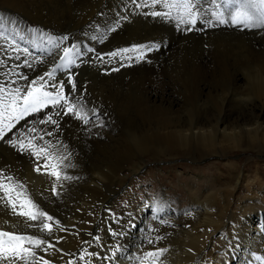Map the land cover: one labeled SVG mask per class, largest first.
<instances>
[{"label":"rangeland","instance_id":"374dc122","mask_svg":"<svg viewBox=\"0 0 264 264\" xmlns=\"http://www.w3.org/2000/svg\"><path fill=\"white\" fill-rule=\"evenodd\" d=\"M30 1L35 3V0H30ZM49 1L52 3L54 0H49ZM85 1H86V3H85ZM109 1L114 2V3H111ZM121 1L120 0H90V1L89 0H79L77 5L81 6V7H79L78 9H72L69 6L70 4H68V0H59V2L57 3L58 8H55L54 6H52L51 10L48 9L50 11L58 10V14L56 13L57 14L56 16L59 18H56V19L52 18L53 23L49 22V21H51V19H46L44 21V24L39 20V23L41 22L40 23L41 27L39 26L38 29L37 28L35 29L36 23H34V22L32 23V27H33L32 29L33 30L31 29V30H29V32H31L32 35H33V33L36 34L38 32L39 33L43 32L45 34V36H48L46 38L48 40H49V38L51 39V42H49V43H50V48H51L52 52L54 51L53 54L56 56L60 55L59 59L62 60V62L65 59L63 63L69 64V67L67 68L68 70H64V66H62V62H60V60L58 58L55 60V62H53V60L48 59L49 61H47V60H44L43 58H41L42 56H45L46 54L48 55L47 50L44 51L43 49H38V51L36 50L34 52V49L32 48L33 49L32 50L33 55L37 56V59L39 61H41V65L35 71L28 72V69H26L22 66V64L27 59H30L28 57V55H25L26 53L24 51H19L18 47L16 45L15 46L17 48L14 46V44L9 42L8 40H5V38H3L0 35V88L4 89V93L14 94V90L19 88L21 90L20 96L22 98L23 95H25L26 90L31 88V86L39 87L41 84H43L44 85V89H43L44 91L53 92V89L57 91L60 88V85L64 84V85H62L64 95L68 98L69 103L73 104L75 106L76 111L85 112L89 109L88 108L89 106H92L93 104H99L100 103V105H98V106L101 107L103 105L101 108H103L105 111L111 113L112 122L117 124V125L120 124L119 130L115 131L112 134L114 137L117 134L118 137L116 136L115 138L114 137L108 138L109 141H108V139L105 141L104 140L102 141L101 139L98 138V135L103 134L101 132H92V131H89L85 128L84 129L83 128L74 129L73 124L75 122H79L80 119H78L74 113H69L67 111V105L63 104V102L61 103V105H57V106L49 104L48 107L41 109L40 112H36L33 114L29 113L28 115L22 117L18 121L14 118L9 121V119L7 118V113H5V116L2 119V122H0V127H4V125H6L8 123L13 124L14 127L11 130H8L7 128H5L4 129V136L2 138H0V179H4L8 176H11V177H13L12 182L7 181L6 179H4V182L5 183H12V184H22L23 189H17V191H21L24 193V196H22V198L27 197V198L31 199L36 205H38V210L44 211L47 213L49 212L48 214L53 216V219H54L53 221H54L55 226L50 224L49 221H43V222L49 223L51 225L52 230H51V232H48L47 230L42 231L41 230V228H42V221L41 220L30 221L25 216L19 215L18 214L19 212L26 211L27 209H21L19 207L18 202H17L16 208L13 209L12 205L10 203H8V198L5 196L3 191L0 190V231H8V232H12L16 235L35 236L36 238H39L41 240L43 239V241H44V239H46L47 242L51 244V245L49 244V248H48L44 243L41 244L39 247H36V246H34V244H30V246H29V244L27 242H25V247L34 249L32 251L35 253V256L28 257L27 261L19 260V259L6 261L3 259H0V264H12V263L13 264H44L43 262H45V261H47V262L49 261L48 264H64L63 262H65V264H90V263L93 264L94 261L91 262V260H93V257L95 258V257H97V255H99L98 256L99 259H103V258H105V256L107 257L108 253L110 251V247L108 245H105L104 239L106 238V236H111V235H115V234L119 233L121 231V227L116 226V224H114L113 222L110 223L109 219H106L105 222L103 221L100 223V219H101L100 214L98 213L97 214L98 216H97L95 214V212L99 209L100 203L102 201L101 200L102 196L108 197L107 201L108 202L111 201V203L114 202L113 206H114V208H117L119 206L125 205L126 202L128 201V199L133 197V196H135L136 199H138V201L144 200V197H146V195L148 197H150L149 195H151V193H152L151 189L154 185H159V186L164 185V186H168L169 188L172 187V191L170 189L169 192H172V194H174V193L177 194L180 199L184 200L187 198V193H186L184 186H183L184 185L183 183L185 182L184 177H183V176H185L183 174V170L186 169L185 166L191 165V163H192V165L197 164L201 169L200 172L204 173V175L207 176V179H209V183L212 184L214 188H217L216 185L218 184L219 180L215 177V175L218 173L219 168L212 165L211 163H214V162L218 163L217 161L221 160V158L213 156V158L210 157L204 161L194 163V162L187 161L184 159L181 160V158H179V157H177V158H179L178 160L172 161V160H169L172 156H161L162 160L158 161V163L156 164L154 161H151L152 155L150 156V154H142V155L140 154V149L142 148L143 144L145 145L150 140L152 142H156L158 139H160L161 136H163L165 134L164 131L160 130L159 126H160L161 122H159V121H160V119H163V118L164 119L169 118V115H167L165 113L163 108H162L163 109L162 110L160 106H158V105L155 106V105L151 104L150 102H148V100L146 99V90L148 88V85L150 84V82L148 80H150L152 77H154L156 75L159 77V80H160V82H158V81L155 82L156 86L158 87L157 89H160V90L166 89V90L172 91L173 93H176L179 96L185 97L187 95L190 87L195 88L192 85V82L194 81L193 78H195L194 70L197 69L198 67L204 71L208 70L211 74H213L212 77H215L216 80H218L220 82H223L224 80L227 79V77H228L227 75H228L230 69L233 70L235 68L239 72H243V74L247 75V78H248V77H250L249 76L250 74H247V73H251V72L253 73L254 70L251 68L250 69L251 72L249 69H248L249 72H246L247 70H245L241 67H238V66H240L241 64H246V62H247L246 60H249V59L251 60L254 58H256L258 62L262 61V63L264 64V53L261 51L264 48V28H257V30H256V28H245L243 25H232V23L230 22L231 21L230 16H232V15H229V19H227V18H225L226 17V13H225L226 11H221L220 13H218L216 11V9H215L216 0H201V1L200 0H193V2L196 4V7L194 8V11H193L195 13V21H196L195 23H197L198 25L204 24L202 27L203 30L202 29L200 30L201 31L200 36L209 34L210 32H214V33H220L219 36H222V37L207 39V38H200V37H197L195 35L193 36V34H192L193 30L192 29H194V28L188 25L189 27L187 29L183 28V30L180 34L181 39H179L180 37L175 38V40H176L175 42L174 41H172V43L168 42L164 46V45L159 44V42L162 40L161 36L160 35H155V36L153 35L152 36V43L150 45V43L148 41L145 40L147 43L144 41L142 34H140L141 38H138L137 35L134 36V32H136V31L141 32V31L138 30L136 27H134L133 22H131V20H130L131 17L127 16V12L124 9V6L126 5V3H129L130 1L129 0H125V1L121 0ZM82 3H84V5ZM132 3L134 5H136V7L133 5V8L132 7L130 8V11L132 10L131 11L132 14L130 16H132L134 24L136 26H138L139 29H141V30L143 29L144 31H147V30L149 31L151 29V27L153 26L152 22L155 19H163L164 20L165 18L167 19L169 17H170L169 19H174L180 15L181 16L184 15L182 11H177L176 9H173L171 11L170 16L164 15V13H166L168 11V9L163 7L160 4L153 3V0H148V1L143 0V3H139V0H135V1L133 0ZM208 3H211V4H208ZM238 4H241V5H238ZM111 5H113V6H111ZM230 6H232L235 9H243L244 8V0H237L234 3H232ZM46 7L48 8V6H46ZM106 7H111L110 8L111 10L110 9L108 10V13L110 16L108 18H103V20H102V18H101V15L103 13L102 11L105 10ZM81 8H82V10H80ZM85 8H86V10H85ZM153 9H154V12H153ZM210 9L213 10V12ZM9 10L10 9H8L5 6V4L0 3V14L3 17H5V16L10 17L14 13L13 11L11 12V10L10 11ZM141 11H146V12L141 15ZM158 11H159V13H161V15L156 16L154 13H157ZM175 12H179V13L176 14ZM8 13H9V15H8ZM88 13L91 14V17L93 16L92 19H90L91 20L90 23L92 26H90V29L87 33L81 32V33L77 34L76 26H77L78 21L75 22V20H77V16L83 17V15H88ZM118 13L119 14L122 13V14L120 16H118L119 15ZM219 14H223L224 19L226 21H228V22H226L227 24L226 23L220 24L218 22L217 15H219ZM19 15L23 16L24 13L23 12L19 13ZM96 16H98V17H96ZM117 16H118V18H117ZM119 18L122 19V21ZM125 18L128 20V22ZM136 18H138V19H136ZM152 18H154V19H152ZM123 19H125L126 22H123L124 21ZM136 20L138 22H136ZM93 21H96V22L93 23ZM117 22H118V24H117ZM71 23L74 25H72ZM122 23H124V24L122 25ZM100 24L103 25L104 27L101 26ZM106 24H109V25H106ZM210 24L211 25L214 24V26H216V27L215 28H209L208 26ZM131 25H133V26H131ZM148 25H150V26H148ZM111 26H114V28L112 29L114 34L112 33L113 35L109 39L106 40V44H108V45L105 44V47L103 45L102 49L96 47L98 44V40L93 42L92 46H89V40H88V42H87L88 47L85 46L84 47L85 50L81 49V47H79L78 39L81 38V40H82L84 38V34L87 37L91 36L90 38L95 37V36L100 38V37H103L105 35V32H106L105 29H108ZM126 26H128V27H126ZM146 26H148V27H146ZM80 27L83 28L84 25L80 24V26H78V28L80 29ZM115 27H116V29H115ZM123 27H124V29L126 27V29L124 30ZM94 28H96V30ZM122 29H123V31H122ZM220 29H224L225 31L218 32V30H220ZM9 30H11V29L9 28ZM245 31H247L248 33ZM5 33L6 34H4V35H6L7 39H12L14 37V36H8L9 33H7L6 31H5ZM27 34L29 35L28 32H27ZM187 34H190V35H187ZM119 35H120V37H119ZM128 35H129V37H128ZM183 35H185L187 37L183 38ZM216 36H218V35H216ZM37 37L39 38V40L42 39L39 36H37ZM149 37H151V36H148V35L146 36V38H149ZM194 37H195V39H194ZM257 37H259V38L257 39ZM133 38H135V39H133ZM3 40H5V41H3ZM140 40L141 41L143 40V41L141 42ZM223 40H226V41H223ZM119 41H122L124 44L122 43V45H121V42H119ZM109 42H111V43L109 44ZM156 43H157V45H156ZM238 43H240V44H238ZM249 43H250V45H249ZM16 44L18 46H23V47H25V45H27L24 42H22L21 45L18 43H16ZM114 44H118V46L112 48L111 46H113ZM12 45H13V47H11ZM169 45H170V47H169ZM195 45L198 46V49H197V46H195ZM144 46H145V48H144ZM228 46H230V47H228ZM255 46H256V48H255ZM258 46H259V48H258ZM201 47H202V49H201ZM2 48H4V49H2ZM86 48H87V50H86ZM107 48H108V50H107ZM229 48H230V50H229ZM65 49H72V52L70 53V56L67 58V60L64 57V50ZM253 49L255 50V52ZM82 50H84V51L81 52ZM224 50H226V52ZM15 51H17V52H15ZM153 51H155V52H153ZM147 52H148L149 56L147 55ZM152 52H153V54H152ZM114 53H115V55H113ZM200 53L202 55H206L209 58V62L207 64H204L203 58H202V56H200L201 55ZM247 53H249V54H247ZM173 54H175V55H173ZM150 55H152V56H150ZM164 55L167 57H165ZM168 55H170V56H168ZM25 58H27V59L25 60ZM48 58H50V57L48 56ZM146 58L148 60H146ZM160 58L162 60H160ZM141 59H142V61H141ZM190 59H191V61H190ZM4 60H5V62H4ZM68 60H71V63H68ZM127 60H129V61H127ZM150 60H152V64H150L151 63ZM6 61H8V62H6ZM188 61H189V64H188ZM216 61H218V63L220 62L223 64L222 69L220 67H218V63ZM12 63H14V64H12ZM139 63H141V64H139ZM191 63H193V64H191ZM6 64H8V65H6ZM4 66H5V68H4ZM230 66H232V67H230ZM6 67H7V69H6ZM178 67H179V69H178ZM165 68H166V70H165ZM123 69H125V70H123ZM163 69H164V71H163ZM183 69H185V70H183ZM10 70L12 71V73ZM189 70H190V72H189ZM221 71H222V73H221ZM6 72H7V74H6ZM167 72H169V73H167ZM49 73L52 74L51 79L48 76ZM190 73H192V74H190ZM58 74L59 75L62 74V76L64 78L63 82L61 84L56 83V75H58ZM163 75H165V76H163ZM9 76L10 77L13 76V78H10ZM175 76H177V77H175ZM40 77H43V80H41ZM171 77H172V79H171ZM167 80H169V81H167ZM182 80H183V82H182ZM34 81L36 82L35 85H33ZM163 83H164L165 87L163 86V88H161ZM252 84H253V81H252ZM172 85H174V86H172ZM178 87H179V89H178ZM143 90H145V91H143ZM213 91L214 92H212L211 95L209 97H207L206 99L196 101L193 104L192 103L189 104L187 110H190V111L194 110L193 112H190V117H194V114L196 112H205V113L207 112V113L211 114L210 113L211 109H214L217 106V104L221 100V97L223 98V95L221 93H216L215 90H213ZM4 93H0V97H3ZM9 98L10 97H4L5 100H7ZM182 100H183V98L176 99L175 100L177 102L176 105H182V103L184 104V101H182ZM234 100H236V97ZM233 102L236 103L235 101H233ZM19 103L22 105V99L19 101ZM163 107L165 109L167 108L169 110V108L167 106H163ZM159 108L161 110H159ZM0 111H3V109H0ZM160 111H163V112H160ZM67 114H69L70 117ZM184 114H186V113H183L181 110L180 115H178L177 117L180 120L185 119V118L187 119V117H185ZM213 114H215V110H214ZM48 117H51L52 120L56 121V123L53 124L50 122H44L41 125L40 124V123H42L41 121H48ZM33 123H34V126L33 125L30 126ZM38 123L40 124L41 129L36 127V126H39ZM35 124H36V126H35ZM78 125L79 124H77V126ZM35 128H37V129H35ZM31 129H34V131H30ZM37 130H40V131H37ZM14 133H15V135H14ZM80 135H81V137H80ZM34 137H35V139H33ZM40 137H42L43 139H40ZM29 140H32V143L36 146V148H29L27 146ZM13 141H16V143L13 144ZM21 141H23V143L25 145L24 148L20 147ZM82 141H83V143H82ZM100 143H101V145H100ZM42 147H46L48 149V152L51 153L55 157H60V156L67 157L68 160L67 159L64 160L63 164H61L56 169L57 171L60 172V176L62 175L59 180L55 179L54 176H50L51 175L50 170L52 171L51 164L57 163V161L56 160H46L44 153H41L39 156H37L35 154L36 150H38L39 148H42ZM118 153L120 154V156ZM135 153H136V155H135ZM109 155H110V157H109ZM247 155H250V154L246 151H239V150H234L232 153H230V157L234 158L233 160L240 161V165H242V166L246 162V158L248 157ZM251 156H253V155H251ZM166 157H168V158H166ZM125 158H126V160H125ZM141 158H143L145 163L144 162H142L143 164L141 163ZM121 159H123L124 161ZM254 159H257L258 161L259 160L264 161V157H258L257 156V157H254ZM119 162H122V163H119ZM219 163L222 164L223 162H219ZM45 164H48V167H45ZM117 164H122L124 166V168L126 169V171L122 172V176H120V177H118L116 174V165ZM102 165H104V166H102ZM134 167H136L137 169ZM254 167L256 168V166L255 165L253 166V164H252V166L251 165L245 166V169L247 168V170L249 171V175H253ZM258 167H257V169L260 171L259 172L260 176L258 178V182H260L264 185V165L259 164ZM38 168H39V171H37ZM142 168H145V170L141 171ZM88 169L91 172L88 171ZM173 169L175 170V172L177 170L182 171L181 172L182 173L181 178L173 180L174 179L172 177V174H174V172H172ZM69 171H70V173H69ZM73 171H75V172H73ZM100 172H102V174ZM240 172H242V169L240 170ZM90 174H91V176L97 178V180H100L101 182L103 181L102 186L100 187V189L97 190V192H93V194L90 193V196L88 197L89 199L87 198L88 201H86V204L88 206L80 207V206H82L80 203L84 202V200H81V198L84 197L83 191L85 189L81 188L79 186V183H80L81 179H83L85 176H90ZM92 174H94L95 176ZM65 176L70 177V179H65V180L63 179L62 180V178ZM128 189H130V190H128ZM98 192H99V194H98ZM56 194H57V196H56ZM60 194H62V195H60ZM14 195H15V193H13V196ZM47 195L50 196L51 198L48 197ZM91 195H97L98 200L93 198V200L94 199L95 200H94V202H92L91 201ZM47 197H48V199H47ZM44 198H46V199H44ZM38 200H39V202H38ZM74 202H75L76 206H75ZM78 202H79V204H78ZM45 203L50 204L51 205L50 208H48L49 205L48 204L46 205ZM61 203H63V204H61ZM95 203H98V204L95 205ZM92 207H94V210ZM33 210L36 211L37 209H33ZM45 210H47V211H45ZM83 212H86V213H83ZM69 218H70V220H69ZM94 218H96L97 220ZM85 219H87L86 221H88V222H86ZM111 221H113V219H111ZM70 222H71V224L75 225V230H74L73 234H70V233H68V231H66L67 226L70 225ZM99 223H100V227H101L103 232L102 231L97 232ZM64 225H66V226H64ZM55 228H57V229H55ZM84 228L88 229V231H86ZM77 229L78 230L81 229L80 233L83 232L82 233L83 236L80 233H79L80 235L77 234L78 233ZM107 229H109L110 231ZM59 231H60V233H59ZM75 233L77 234L78 238H75V237H77ZM52 234H54V235H52ZM58 234H59V237H58ZM85 234H86V237H85ZM96 234L99 237L96 238L95 237ZM66 235H67V237H66ZM172 236L173 237L171 240L173 241V243L171 244L170 242H172V241L170 240L169 244H171L172 246L170 245V248H169L170 250L168 249L167 252H169V254H171V256H174L176 253H179V252H177L178 248L183 246L184 243L182 241L183 238H182L181 234H179V235L175 234V237H174V235H172ZM57 237L60 238L62 241L60 239H59L60 241L58 239H56ZM92 237H94V238H92ZM71 238H73L74 242L72 241ZM4 239H7V238H4ZM64 239H66V240H64ZM52 242L55 244H53ZM97 242H98V244H96ZM177 242H179L180 245ZM176 243H177V245H176ZM77 244H78V246H77ZM77 247H79V248H77ZM103 248H105V249H103ZM85 253H88V254H85ZM103 253H104V255H103ZM149 253H150V251H149ZM149 253L147 252L148 255L146 254V257H148V260H149V257H151V256H149ZM87 255H90L89 256L90 258L89 257L86 258ZM179 255H180V253H179ZM80 256L81 257L83 256L82 258L84 260L81 259ZM171 256H169V257H171ZM254 256H256V255H254ZM164 257H165L164 255H161L160 259L164 260L165 259ZM246 261H248L247 264H255L252 260H246ZM109 264H111V263H109Z\"/></svg>","mask_w":264,"mask_h":264},{"label":"bare ground","instance_id":"6f19581e","mask_svg":"<svg viewBox=\"0 0 264 264\" xmlns=\"http://www.w3.org/2000/svg\"><path fill=\"white\" fill-rule=\"evenodd\" d=\"M123 1H125V0H123ZM129 1L130 2L126 3V5L123 3L125 5L124 9L127 12V16L131 17V19L130 18L129 19L131 20V22H133L134 27H136L138 30L141 31V32H137V31L134 32V36L137 35L138 38H141L140 34H142L144 41L145 40L148 41L150 43V45L152 43V36L153 35L154 36L160 35L162 40L159 42V44L164 45V46L168 42H170V43H172V41L175 42L176 41L175 38L180 37V34H181L183 28L187 29L189 26L194 28V29H192L193 30L192 31L193 36L195 35L197 37L207 38V39L222 37V36H219L220 33H214V32H210L209 34L200 36L201 35L200 30L202 29L204 24L198 25L197 23H194V24L193 23L192 24L191 23H180L179 19H177V18L169 19L170 17L167 19L165 18L164 20L163 19H155V20H153V22H152L153 26L151 27V29L149 31L147 29H146L147 31H144L143 29L141 30V29H139L138 26H136L134 24L133 18H132V16H130L132 14V12H131L132 10L130 11V8L131 7L133 8L134 4L132 3L133 0H129ZM216 1H221L223 3L224 6L222 8V11H226L225 12L226 13L225 18H227V19H229V15L235 14V12L237 10H242V9H235L232 6H230L232 3H234L237 0H216ZM58 2H59V0H54L52 3L49 0H35V3L31 2L30 0H0V3L5 4V6L11 10V12L12 11L14 12L10 17L9 16L3 17L0 14V35L3 38H5V40H8L12 44H14V46L16 45L18 47L19 51H24L26 53L25 55H28V57L30 59L25 58V60L26 59L27 60L22 64V66L24 68L28 69V72L35 71L41 65V61H39L37 59V56L33 55V53H32L33 49H34V52L36 50L38 51V49H43L44 51L47 50L48 55L46 54L45 56L41 57L44 60H47V61L53 60V62H55V60L57 58L59 59L60 55L59 56L54 55L53 54L54 51L52 52V50L50 48L49 42H51V39L49 38V40H48L46 38L48 36H45V34L43 32H40V33L38 32L39 34L33 33V35L31 34V32H29V30H31L33 28L32 27L33 22L36 23L35 29L36 28L38 29L39 26L41 27L40 23L42 22L44 24V21L46 19H51V21H49V22L53 23L52 18H55V19L59 18L56 16L58 14V10L50 11L52 6H54L55 8H58V5H57ZM78 2H79V0H68V4H70L69 6L72 9H78L79 7H81V6L77 5ZM109 2H111V1H109ZM85 3H86V1H85ZM111 3H114V2H111ZM139 3H143V0H139ZM82 4L84 5V3H82ZM208 4H211V3H208ZM238 5H241V4H238ZM46 6H48V8ZM111 6H113V5H111ZM134 6L136 7V5H134ZM110 8L111 7H106V9L102 11L103 12L101 15L102 20H103V18H108L110 16L108 13V10ZM48 9H50V10H48ZM80 10H82V8ZM85 10H86V8H85ZM193 11H194V9H193ZM211 11L213 12V10H211ZM22 12L24 13V15L20 16L19 13H22ZM145 12L146 11H141V15L144 14ZM153 12H154V9H153ZM175 13L178 14L179 12H175ZM121 14H119L118 16H120ZM8 15H9V13H8ZM118 16H117V18H118ZM92 17H91V14H89V13H88V15H83V17L77 16V20H75V22L78 21L77 26H76L77 34H79L81 32L87 33L89 31L90 26H92L90 23V21H91L90 19H92ZM96 17H98V16H96ZM187 18H188L187 16H184L185 20H187ZM125 19H123L124 20L123 22H126L127 19L126 20ZM136 19H138V18H136ZM152 19H154V18H152ZM39 20L41 21L40 23H39ZM120 20L122 21V19H120ZM94 22H96V21H93V23ZM127 22H128V20H127ZM136 22H138V21L136 20ZM80 24L84 25V27L83 28L80 27V29H79L78 26H80ZM117 24H118V22H117ZM123 24L124 23H122V25ZM72 25H74V24H72ZM106 25H109V24H106ZM133 25H131V26H133ZM101 26H103V25H101ZM148 26H150V25H148ZM148 26H146V27H148ZM126 27H128V26H126ZM126 27H125V29H126ZM208 27L209 28H215L216 26H214V24H212V25L210 24ZM9 28L11 30H9ZM113 28H114V26H111L110 28L105 29L106 30L105 35L104 36L102 35L103 37H100V38H98L96 36L90 38L91 36L87 37L84 34V38L82 40H81V38L78 39L79 47H81V49L85 50L84 47L85 46L88 47V43H87L88 40H89V46H92V43L98 40V44L96 47L102 49L103 45L105 47L106 40L109 39L114 34L113 30H112ZM3 29L7 33H9L8 36H14V37L12 39H7L6 35H4L6 33ZM94 29L96 30V28H94ZM115 29H116V27H115ZM123 29H124V27H123ZM123 29H122V31H123ZM256 30H257V28H256ZM223 31H225V30L224 29L218 30V32H223ZM27 32L29 33V35L27 34ZM245 32H247V31H245ZM147 35L151 36V37L146 38ZM187 35H190V34H187ZM216 35H218V36H216ZM37 36L41 37L42 39L39 40V38ZM119 37H120V35H119ZM128 37H129V35H128ZM185 37H187V36L183 35V38H185ZM258 38L259 37H257V39ZM19 39L27 45H25V47L18 46L16 43H18L20 45L22 44V42ZM133 39H135V38H133ZM179 39H181V37ZM194 39H195V37H194ZM5 40H3V41H5ZM223 41H226V40H223ZM119 42H121V45H122L123 42L122 41H119ZM110 43L111 42H109V44ZM238 44H240V43H238ZM106 45H108V44H106ZM156 45H157V43H156ZM197 45H195V46H197ZM249 45H250V43H249ZM116 46H118V44H114L111 47L113 48ZM259 46H258V48H259ZM11 47H13V45ZM169 47H170V45H169ZM228 47H230V46H228ZM144 48H145V46H144ZM255 48H256V46H255ZM2 49H4V48H2ZM197 49H198V46H197ZM201 49H202V47H201ZM84 50H82L81 52H83ZM86 50H87V48H86ZM107 50H108V48H107ZM229 50H230V48H229ZM224 51L226 52V50H224ZM261 51L264 53V48ZM15 52H17V51H15ZM153 52H155V51H153ZM153 52H152V54H153ZM254 52H255V50H254ZM247 54H249V53H247ZM147 55L149 56L148 52H147ZM173 55H175V54H173ZM48 56L50 58H48ZM150 56H152V55H150ZM168 56H170V55H168ZM200 56H202L204 64H207L209 62V58L206 55L201 54ZM165 57H167V56H165ZM142 59H141V61H142ZM64 60H63V62H64ZM66 60H67V58H66ZM146 60H148V59L146 58ZM160 60H162V59L160 58ZM127 61H129V60H127ZM150 61H151L150 64H152V60H150ZM190 61H191V59H190ZM246 61H247L246 64H241L238 67H241V68L247 70L246 72H249L248 69L250 70L252 68L254 70V72L252 73L250 70L251 73H247V74H250L249 75L250 77L247 78V75L243 74V72H239L235 68L233 70L230 69V71L227 75L228 76L227 79L224 80L223 82H220V81L216 80L215 77H212L213 74H211L208 70H207L208 71L207 72V71L201 70L198 67L199 69L197 68L194 70L195 78H193L194 81L192 80L193 81L192 85L195 88L190 87L189 91L185 97L179 96L176 93H173L172 91H169L166 89H161V90L157 89L158 87L156 86L155 82H157V81L160 82V80H159V77L156 75L154 77H152L150 80H148L150 82V84L148 85V88L146 90V99L151 104H153L155 106L158 105L161 107V109L163 108L165 113L167 115H169V118L168 119L163 118L164 120L160 119V121H159V122H161L160 126H159L160 130L164 131L165 134L163 136H161L160 139H158L156 142H152L150 140L145 145L143 144L142 148L140 149V154L141 155L142 154H150V156L152 155L151 161H154L156 164L158 163V161L162 160L161 156H172L169 159L172 161L178 160L179 158H181V160L184 159V160L191 161L194 163H198V162L204 161L210 157L213 158V156H216L218 158H221V160L217 161L218 163L214 162L211 164L219 168L218 173L215 175V177L219 180V182L216 185L217 188H214L213 185L209 183V179H207V176L204 175V173L200 172V170H201L200 167L197 164L192 165V163H191V165L185 166L186 169L183 170V174L185 175V176H183L184 181H185L183 183L184 184L183 186H184V189L187 193V198H186L187 200L186 199H184V200L180 199L179 196L175 193L172 194V192H169L170 189L172 191V187L169 188L168 186H164V185H161V186L154 185L151 189L152 193H151V195H149L150 197H148L146 195V197H144V200H141V201L140 200L138 201V199H136L135 196H133L131 198H129L127 196L129 199L126 202V204L123 206H119L117 208H114V206H113L114 202L111 203V201L110 202L107 201L108 197L102 196V198H101L102 201L100 203L99 209L95 212V214L96 215L98 213L100 214V217H101L100 223L103 221L105 222L106 219H109L110 223L113 222L114 224H116V226L121 227V231L115 235L106 236V238L104 239L105 240L104 243H105V245H108L110 247V251L108 253V256L107 257L105 256V258H103V259H99L98 258L99 255H97V257H95V258L93 257V260H91V262L94 261L93 264H109V263H111V264H245L246 263L247 264L248 261H246V260H252L255 264H264V185L262 183L258 182V178L260 176L259 175L260 171L257 169L259 164L264 165V161H260V160L258 161L257 159H254V157H257V156L258 157H264V64L262 63V61L258 62L256 58L251 59V60L249 59ZM4 62H5V60H4ZM6 62H8V61H6ZM60 62H62V60H60ZM63 62H62V66H64V70H68L67 68L69 67V64H65ZM216 62L218 63V61H216ZM12 64H14V63H12ZM139 64H141V63H139ZM188 64H189V61H188ZM191 64H193V63H191ZM6 65H8V64H6ZM218 67H220L222 69L223 64L219 62ZM230 67H232V66H230ZM4 68H5V66H4ZM6 69H7V67H6ZM178 69H179V67H178ZM123 70H125V69H123ZM165 70H166V68H165ZM183 70H185V69H183ZM163 71H164V69H163ZM189 72H190V70H189ZM11 73H12V71H11ZM167 73H169V72H167ZM221 73H222V71H221ZM6 74H7V72H6ZM190 74H192V73H190ZM163 76H165V75H163ZM175 77H177V76H175ZM10 78H13V76ZM40 79H41V77H40ZM63 79L64 78H63L62 74L56 75V83L61 84L63 82ZM171 79H172V77H171ZM167 81H169V80H167ZM252 81H253V84H252ZM182 82H183V80H182ZM62 85H64V84H62ZM163 86H164V83H163L161 88H163ZM172 86H174V85H172ZM31 87H33V86H31ZM178 89H179V87H178ZM213 90H215L216 93H221L223 95V98L221 97V100L219 101V103L218 104L216 103L217 106L214 109H211V111H210L211 114H209L207 112L206 113L205 112H196L194 114V117H190V112H193L194 110L193 111L187 110L189 104L190 103L193 104L196 101L206 99L207 97H209L211 95L212 92H214ZM143 91H145V90H143ZM53 92H56V90L53 89ZM235 97H236V100H234ZM179 98H183L182 101H184V104L182 103V105H176L177 102L175 100L179 99ZM233 101H235L236 103H234ZM98 105H100V103L99 104H93L92 106H89L88 107L89 109L87 108L88 110L85 112L82 111L83 113H86L88 116L89 122L87 124H85L82 120H79V122H75L73 124V126H74V129H81V128L84 129L85 128V129L92 131V132H101L103 134L98 135V138L101 139L102 141L103 140L105 141L108 138L114 137L112 134L115 131L119 130L120 124L117 125V124L113 123L111 113L107 112L103 108H101L103 105L101 107ZM163 106H167L170 111L167 108H166L167 109L166 110ZM161 109L159 108V110H161ZM181 110L183 113H186L184 115H185V117H187V119L185 118V119L180 120L177 117L178 115H180ZM214 110H215V114H213ZM160 112H163V111H160ZM67 115L69 116V114H67ZM40 124L42 125L43 123H40ZM40 124H39V126H36V124H35V126L40 128ZM77 124H79V125L77 126ZM32 125L34 126V123L31 124L30 126H32ZM35 129H37V128H35ZM37 131H40V130H37ZM14 135H15V133H14ZM116 136H117V134H116ZM80 137H81V135H80ZM108 141H109V139H108ZM82 143H83V141H82ZM100 145H101V143H100ZM234 150L246 151L250 154V155H247L248 157L246 158V162L243 166L240 165V161L233 160L234 158L230 157V153H232ZM135 155H136V153H135ZM251 155H253V156H251ZM119 156H120V154H119ZM109 157H110V155H109ZM177 157H179V158H177ZM166 158H168V157H166ZM121 160H123V159H121ZM125 160H126V158H125ZM142 162H144L143 158H141V163ZM219 162H223V163L221 164ZM119 163H122V162H119ZM252 164H253V166L255 165L256 168L254 167L253 175H249V171L247 170V168L245 169V166L246 165L252 166ZM102 166H104V165H102ZM134 168H136V167H134ZM241 169H242V172H240ZM88 171H90V170L88 169ZM123 171H126L124 166L122 164H117L116 165V174L118 177L122 176ZM50 172H51V170H50ZM73 172H75V171H73ZM172 172H174V174H172V177L174 178L173 180L181 178V175H182L181 172L182 171L177 170L175 172V170L173 169ZM69 173H70V171H69ZM100 173L102 174V172H100ZM92 175H94V174H92ZM50 176H52V175H50ZM63 179H64V177L62 178V180ZM102 182L100 180H97V178L91 176V174H90V176H85L83 179H81L79 186L85 190L83 191L84 197L81 198V200H84V202L80 203L82 205L80 207L88 206L86 204V201H88L87 198L90 196V193L93 194V192H97V190L100 189V187L102 186ZM128 190H130V189H128ZM98 194H99V192H98ZM60 195H62V194H60ZM56 196H57V194H56ZM48 197H50V196H48ZM48 197H47V199H48ZM93 198L98 200L97 195H91V201L92 202H94V200H95V199L93 200ZM44 199H46V198H44ZM39 200H38V202H39ZM75 202H74V204H75ZM61 204H63V203H61ZM78 204H79V202H78ZM96 204H98V203H95V205ZM48 205H49V207L48 206L47 207L50 208L51 205L50 204H48ZM75 206H76V204H75ZM92 208L94 210V207H92ZM45 211H47V210H45ZM83 213H86V212H83ZM94 219H96V218H94ZM111 219H113V221H111ZM53 220L54 219L49 221V223L52 224L53 226H55ZM69 220H70V218H69ZM86 220L87 219H85V221ZM86 222H88V221H86ZM100 223L98 225V231L97 232L102 231V229L100 227ZM64 226H66V225H64ZM55 229H57V228H55ZM109 229H107V230H109ZM74 230H75V225L71 224V222H70V225L67 226L66 231H68V233H70V234H73ZM85 230L88 231V229H85ZM77 231H78V233L77 232L76 233L78 235L83 233V232L80 233L81 229H79V230L77 229ZM59 233H60V231H59ZM77 234H76V236H77ZM175 234H178V235L181 234L182 235V238H183L182 241L184 244H183V246L178 248L177 252H179L180 255H179V253H176L174 256H171V254H169V252H167V251L170 248V245L173 243V241L171 240L173 237L172 235H174V237H175ZM52 235H54V234H52ZM67 235H66V237H67ZM82 236H83V234H82ZM58 237H59V234H58ZM58 237L56 239L59 240L60 238H58ZM85 237H86V234H85ZM95 237L97 238L99 236H97V234H96ZM75 238H78V236ZM92 238H94V237H92ZM71 239L73 241V238H71ZM64 240H66V239H64ZM170 240L172 242H170ZM169 242L171 244H169ZM177 243L179 244V242H177ZM177 243H176V245H177ZM44 244L49 248L50 243H48L46 239H44ZM53 244H55V243H53ZM96 244H98V242ZM29 246H30V244H29ZM77 246H78V244H77ZM77 248H79V247H77ZM105 248H103V249H105ZM160 249H166L167 250L166 252H164L162 254L165 256L164 260L160 259L161 255L156 257V258L149 257V260H148V257H146L147 252L149 253V251H150V253H152V252L158 253ZM31 250H34V249H31ZM85 254H88V253H85ZM103 255H104V253H103ZM254 255H256V256H254ZM89 256L90 255H87L86 258ZM169 256H171V257H169ZM82 257H81V259H83ZM63 263L65 264V262H63Z\"/></svg>","mask_w":264,"mask_h":264},{"label":"snow or ice","instance_id":"6c2138e0","mask_svg":"<svg viewBox=\"0 0 264 264\" xmlns=\"http://www.w3.org/2000/svg\"><path fill=\"white\" fill-rule=\"evenodd\" d=\"M153 3L160 4L169 10L168 12L164 13V15L170 16L173 9L182 11L184 15L177 17L181 23L194 24L196 22L195 13L193 12L196 4L193 2V0H153ZM154 14L161 15L159 12ZM184 16H187L188 19L185 20ZM217 20L220 24H225L228 22L223 18V14L217 15ZM230 22L233 25H243L245 28H264V0H244V8L242 10H237L235 14L231 16ZM71 52L72 49H65L64 57L68 58ZM113 55H115V53ZM68 63H71V60H68ZM48 76L51 79L52 74L49 73ZM41 80H43V77H41ZM35 84L36 82L34 81L33 85ZM43 89V84H41L39 87L33 86L27 89L25 95H23L21 98V90L19 88L14 90V94L4 93V89L0 88V93H4V96L0 97V109H3V111H0V122H2L5 113H7V118L9 121L13 118L18 121L29 113L40 112L41 109L48 107L49 104L61 105L62 102L63 104L67 105V111L69 113H74L76 117L82 120L85 124L89 122L86 113L76 111L75 106L69 103L68 98L64 95L62 85L56 92L44 91ZM4 97H10V99L5 100ZM21 99L22 105L19 103ZM41 122H50L53 124L56 123V121L52 120L51 117H48V121ZM13 127L14 125L11 123L4 125V127H0V138L4 136L5 128L11 130ZM30 131H34V129H31ZM33 139H35V137ZM40 139L43 138L40 137ZM15 143L16 141H13V144ZM27 146L29 148H36V146L32 143V140H29ZM20 147H25L23 141L20 142ZM41 153L45 154L46 160L57 161V163L51 164L52 171L50 174L59 180L61 178L60 172L56 169L61 164H63V161L66 160L67 157H55L48 152L46 147L39 148L35 152L37 156H39ZM45 167H48V164H45ZM37 171H39V168ZM4 179L9 182L13 181V177L11 176H8ZM4 179H0V190H2L5 196L8 198V203L12 205L13 209L16 208L18 202L21 209H27L26 211L19 212V215L25 216L30 221L41 220V230H47L48 232H51V225L43 221H51L53 217L48 215L47 212L38 210V205H36L31 199L27 197L22 198L24 193L17 191V189H23L22 184L5 183ZM64 179H70V177L65 176ZM13 193H15L14 196ZM33 209L37 210L33 211ZM25 242L28 244H34L37 247L44 243L43 240L38 239L35 236L16 235L12 232L0 231V259L10 261L19 259L27 261L28 257L35 256V253L31 250V248L25 247ZM166 251V249H160L158 253H149V256L156 258ZM44 264H48V262L45 261Z\"/></svg>","mask_w":264,"mask_h":264}]
</instances>
